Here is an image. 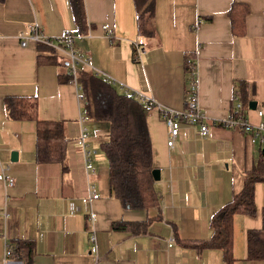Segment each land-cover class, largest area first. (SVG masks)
Segmentation results:
<instances>
[{"label":"crops","instance_id":"crops-1","mask_svg":"<svg viewBox=\"0 0 264 264\" xmlns=\"http://www.w3.org/2000/svg\"><path fill=\"white\" fill-rule=\"evenodd\" d=\"M236 1L246 4L243 26L232 29L228 9ZM88 34L76 40L87 64L85 72L98 71L119 90L132 89L157 103L183 110L188 72L185 55L198 64V100L208 130L181 121L172 147L167 126L158 109L145 110L153 150L159 206L125 209L108 188L107 160L100 144L108 137L104 125L88 119V147L95 166L90 180L100 197L92 202L97 213L96 241L89 240L84 206L70 211L68 200L81 204L87 190L79 133L81 104L73 83L59 82L65 66L38 64L36 42L20 44V34L36 23L47 37L75 34L68 0H4L0 2V169L8 165L12 185L0 181V264H21L5 257V241L32 238V264H225L221 250L197 253L176 239L211 236L209 218L242 185L260 143H251L238 129L216 120L230 115L235 103V82L253 87V104L242 109L251 123L264 119V0H155L153 27L147 39L137 34L133 0H84ZM240 30V33H239ZM145 48L134 59V43ZM40 52H44L40 50ZM123 86V87H122ZM36 96L37 116L64 122L68 139L63 164L34 160V124L5 114L6 96ZM264 144V143H263ZM17 158L11 161V151ZM254 216L233 219L234 264H264L247 256L248 229L264 238V182L254 186ZM8 215L4 217L3 212ZM150 220L148 230L133 233L111 227L113 221Z\"/></svg>","mask_w":264,"mask_h":264},{"label":"trees","instance_id":"trees-1","mask_svg":"<svg viewBox=\"0 0 264 264\" xmlns=\"http://www.w3.org/2000/svg\"><path fill=\"white\" fill-rule=\"evenodd\" d=\"M4 0H0L2 2ZM75 29V50L83 53L76 46V40L88 34L89 25L86 18L84 0H68ZM155 0H133L137 34L145 39L155 33L153 27ZM248 13L246 4L234 1L228 9L232 29L243 26ZM240 33V30H239ZM63 45H67L63 42ZM36 61L38 64H56L65 66L64 73L58 74L59 82H69L71 75L55 53L53 47L38 42ZM43 50L44 52H40ZM184 67L188 69L190 54L185 55ZM86 104L82 111L86 119L108 129V137L100 144V149L107 160L109 193L125 209H149L159 206V197L153 178V150L147 130L145 110L140 101L127 97L113 81H109L98 71L85 72L81 68L76 73ZM254 87L246 80L235 82L234 94L246 109L253 100ZM38 102L36 96H6L4 98L5 114L14 120H29L34 124V160L39 164H63L66 158L67 141L64 122L60 120H43L37 116ZM232 110V107H231ZM257 156L249 170L242 175L241 188L209 218L211 236L205 239H183L174 231V239L182 245L193 248L197 253L205 249L221 250L225 264H234L233 254V219L237 214L254 216V186L264 182V144L260 143ZM145 221H113L111 227L117 230H129L142 233L148 230L151 219ZM247 256L251 259H264V238L262 231L248 229L246 235ZM9 257L32 264L35 253V241L32 238H13L8 241Z\"/></svg>","mask_w":264,"mask_h":264},{"label":"built area","instance_id":"built-area-1","mask_svg":"<svg viewBox=\"0 0 264 264\" xmlns=\"http://www.w3.org/2000/svg\"><path fill=\"white\" fill-rule=\"evenodd\" d=\"M29 33H21L20 44L26 46L29 42H44L48 45H51L57 54V56L65 62V65L68 69V73L71 75L70 83H73L77 92L76 97L81 104L79 112V133L76 138L77 145L81 148L83 156V166L87 178V190L86 193L80 196L79 200L81 204L74 202L72 199L68 200V208L70 211L80 212L83 209L85 210L87 229L89 231V240L92 243L96 241L95 235V222L97 220V213L92 208V202L100 197L97 190L94 188L90 180L91 173H94L95 166L92 161L91 151L88 147L87 138L89 135V129L85 124L86 117L82 111L83 106L86 104V96L83 93L79 82L77 81V70L81 68L82 65L87 64V61L80 56L75 50V34L66 31L57 35L56 37H47L44 35L38 28L36 23H31L28 27ZM63 42L67 45L65 47ZM145 53V48L141 46L140 43H134V59L139 60L141 56ZM188 62V82L185 89V104L186 107L183 110H177L166 105L157 103L151 96H147L142 92L132 90V89H123V93L127 97L135 98L140 101L143 105L144 110H149L150 108H157L163 121L167 126V145L172 147L174 144L175 138L178 136L179 128L181 121L186 122L187 124H200L201 132L204 134L207 132L208 127L204 122L206 115L200 107L198 100V64L196 58L190 59ZM109 81H112L106 75H104ZM123 87V86H122ZM235 98V103L232 106L230 115L224 119L216 120V123L221 125L238 129L245 133L248 136V139L251 143L259 142L264 143V119L258 121L257 123H251L247 117L240 113L241 103L239 102L237 96ZM256 113L260 116L264 114L262 108H257ZM8 165L1 167L0 169V181L12 185L14 178L8 172ZM4 217L8 215L7 210L3 212ZM174 242V238L170 236L168 239V245L171 246ZM5 257H9L8 250V241H5Z\"/></svg>","mask_w":264,"mask_h":264},{"label":"water","instance_id":"water-1","mask_svg":"<svg viewBox=\"0 0 264 264\" xmlns=\"http://www.w3.org/2000/svg\"><path fill=\"white\" fill-rule=\"evenodd\" d=\"M253 103H254V102L251 101V102L249 103V106H251ZM10 155H11V157H10V158H11V161L16 160V158H17V151H16V150H12ZM152 174H153V178H154L155 180H158V179H159V177H160V171H159L158 168H154V169L152 170Z\"/></svg>","mask_w":264,"mask_h":264},{"label":"rangeland","instance_id":"rangeland-1","mask_svg":"<svg viewBox=\"0 0 264 264\" xmlns=\"http://www.w3.org/2000/svg\"><path fill=\"white\" fill-rule=\"evenodd\" d=\"M257 143H259V142H257Z\"/></svg>","mask_w":264,"mask_h":264}]
</instances>
